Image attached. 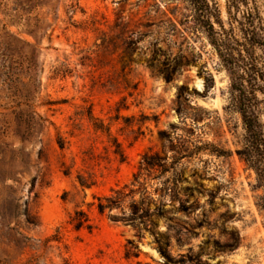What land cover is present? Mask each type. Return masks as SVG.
I'll return each mask as SVG.
<instances>
[{
  "label": "rangeland",
  "instance_id": "374dc122",
  "mask_svg": "<svg viewBox=\"0 0 264 264\" xmlns=\"http://www.w3.org/2000/svg\"><path fill=\"white\" fill-rule=\"evenodd\" d=\"M247 1L264 23V0ZM212 2L227 28V0ZM36 19L45 30L34 59L9 56V34L35 43L25 30ZM256 55L264 71V50ZM9 65L17 74L0 76V264H264V192L234 154L240 114L189 0H0V70ZM177 152L189 153L176 166L187 210L154 229L175 228L167 260L149 230L95 205L132 180L145 153ZM77 210L90 231L74 229ZM127 248L137 255L126 258Z\"/></svg>",
  "mask_w": 264,
  "mask_h": 264
},
{
  "label": "trees",
  "instance_id": "16d2710c",
  "mask_svg": "<svg viewBox=\"0 0 264 264\" xmlns=\"http://www.w3.org/2000/svg\"><path fill=\"white\" fill-rule=\"evenodd\" d=\"M189 2L192 7L194 27L204 33L208 43L214 49L220 65L227 73L231 105L240 114L244 131L243 142L242 147L235 150L234 154L254 171L258 187L264 192V121L261 119L264 112V99H259L257 95L260 93L264 96V71L259 66L256 55V49L264 50V23L255 5L249 6L247 0H227V28L220 19L219 10L212 0H189ZM241 6H243L242 9ZM233 12L241 13V18L237 19ZM12 20L10 22L14 24ZM39 22L40 20L36 19L33 27L25 30L35 39V43L22 41L13 34L8 35L5 51L9 56L17 54L21 57L27 56L29 60L34 59L39 44L37 34L40 30H45ZM122 27H126V24H123ZM16 43H21V46H17ZM97 48V51H86L81 57V62L91 60V56L94 54L98 56L102 52L103 46ZM152 60L153 58L150 59V62ZM150 66H154L153 63ZM14 70L9 65L6 71L0 70V76L11 81L12 76L17 74ZM67 72L70 71L66 68L55 70L56 75H66ZM165 80L169 81L170 77L166 76ZM11 114L10 111L5 116ZM191 120L195 121V119ZM96 128L102 129L103 127ZM159 136L170 143L169 148H173L169 136L167 137L163 131L159 132ZM181 152L174 153L172 157H168V153L162 155L145 153L132 180L122 187L112 190L108 196L97 197L95 205L99 214L106 212L112 221L129 224L137 229L138 233H140L141 227L149 230L154 236L158 251L167 260L170 258L168 232L175 228L169 224L164 233L155 232L154 229L157 219L166 218L169 222H174L171 217H167L171 211L185 212L187 210L178 197L180 176L176 166L180 159L188 156L189 153ZM120 156H122L121 153ZM78 178L81 186H85L83 179ZM167 203L171 205V208H165ZM176 204H178L177 207H175ZM114 210L119 213L113 214ZM70 222L75 230L86 228L90 231L93 228L82 210L75 211ZM176 226L178 225L175 224ZM127 243L132 245L131 241ZM131 248L126 249V258L137 255L131 251ZM190 261L192 260L190 259Z\"/></svg>",
  "mask_w": 264,
  "mask_h": 264
},
{
  "label": "bare ground",
  "instance_id": "6f19581e",
  "mask_svg": "<svg viewBox=\"0 0 264 264\" xmlns=\"http://www.w3.org/2000/svg\"><path fill=\"white\" fill-rule=\"evenodd\" d=\"M196 85L197 86H200V81L199 80L196 82Z\"/></svg>",
  "mask_w": 264,
  "mask_h": 264
}]
</instances>
